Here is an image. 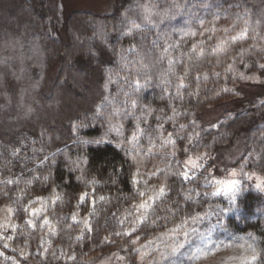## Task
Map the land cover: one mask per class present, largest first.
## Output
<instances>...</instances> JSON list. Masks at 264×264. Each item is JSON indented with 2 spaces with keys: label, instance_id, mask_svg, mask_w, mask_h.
I'll return each instance as SVG.
<instances>
[{
  "label": "trees",
  "instance_id": "1",
  "mask_svg": "<svg viewBox=\"0 0 264 264\" xmlns=\"http://www.w3.org/2000/svg\"><path fill=\"white\" fill-rule=\"evenodd\" d=\"M60 2L0 0V207L13 215L17 264H88L112 251L136 264L134 239L207 210L251 241L246 264H264V192L241 179L232 197L210 196L207 175L264 173V93L201 119L251 76L264 80V0H114L109 14L65 17ZM237 142L235 163L217 166ZM202 153L207 165L186 172L180 159ZM141 179L161 192L137 220ZM51 193L48 231L31 226L28 200ZM0 250L12 254L1 240Z\"/></svg>",
  "mask_w": 264,
  "mask_h": 264
},
{
  "label": "rangeland",
  "instance_id": "2",
  "mask_svg": "<svg viewBox=\"0 0 264 264\" xmlns=\"http://www.w3.org/2000/svg\"><path fill=\"white\" fill-rule=\"evenodd\" d=\"M114 0H61L60 8L62 16L65 17L73 10L89 11L95 14H109L112 12ZM18 10V9H17ZM0 11V19L3 18ZM249 80L240 87L241 96L237 100H229L214 107H208L201 112V119L205 124L214 123L224 112L240 110L242 100L253 98L264 93V80L251 76ZM85 85L79 87V93H85ZM75 97V96H74ZM76 98V97H75ZM240 142L234 147L221 150L216 156L214 163L220 168L231 166L241 154ZM209 157L202 153L196 156L182 157L180 159L186 172L198 171L209 162ZM222 164L224 166L221 167ZM208 183L211 185L210 196L219 194L232 197L240 185V180L245 179L254 188L264 192V173L247 172L244 177L239 174L233 166L223 171L214 167L208 168ZM139 199L136 203L137 220L140 219L145 206L154 195L161 192V187L151 185L145 179L138 180ZM257 185H260L258 188ZM82 194L79 201L85 198ZM54 198L53 194L34 197L26 204L27 222L33 226L37 221L43 230L48 231L50 227L44 213V205L49 199ZM213 212L210 210L202 214L183 220L179 225L170 228L166 232L152 235L145 241L134 239L132 241L135 253L136 264H246L253 259L252 243L246 237L228 235L222 228L216 226L213 220ZM13 215L7 207H0V240L3 246L12 251L10 256L4 257L0 250V264H17L16 252L23 254L19 247L11 248L6 227L13 229L15 225ZM75 222L82 225L87 224V216L75 209L72 214ZM45 241V239H43ZM5 259H3L2 257ZM6 260V261H5ZM8 261V262H7ZM88 264H127L126 259L118 251H112L105 255L98 256Z\"/></svg>",
  "mask_w": 264,
  "mask_h": 264
},
{
  "label": "snow or ice",
  "instance_id": "3",
  "mask_svg": "<svg viewBox=\"0 0 264 264\" xmlns=\"http://www.w3.org/2000/svg\"><path fill=\"white\" fill-rule=\"evenodd\" d=\"M257 187L259 188V187H260V185H257ZM253 259H255V257H253Z\"/></svg>",
  "mask_w": 264,
  "mask_h": 264
}]
</instances>
